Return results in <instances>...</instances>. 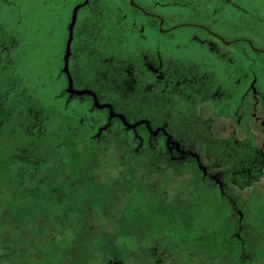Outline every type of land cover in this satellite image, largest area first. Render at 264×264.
Here are the masks:
<instances>
[{"label": "rangeland", "instance_id": "obj_1", "mask_svg": "<svg viewBox=\"0 0 264 264\" xmlns=\"http://www.w3.org/2000/svg\"><path fill=\"white\" fill-rule=\"evenodd\" d=\"M130 4L0 0V264H264L260 196L237 199L260 211L239 261L218 184L232 121L249 120L252 85L264 95V0L133 1L240 50L153 33Z\"/></svg>", "mask_w": 264, "mask_h": 264}, {"label": "flooded vegetation", "instance_id": "obj_2", "mask_svg": "<svg viewBox=\"0 0 264 264\" xmlns=\"http://www.w3.org/2000/svg\"><path fill=\"white\" fill-rule=\"evenodd\" d=\"M130 1L132 3L130 4L132 11H134L135 13H140L145 18L146 28L151 30L153 33H163L167 37H170L173 34L184 29H190L194 31L200 30L202 32L211 33L213 36L215 34L219 41L223 42L227 46H230L231 43L235 45L237 49H241L240 45L242 43H240V41L242 42L244 38H234L226 40L223 36H218V31L224 28H217L214 26L215 28L213 29L211 25L208 26L206 24L189 20L178 21L173 24L164 25L165 19L160 16V13L154 10H146L139 4H133L134 0ZM212 43L216 44L218 42L213 41ZM243 46L244 44L242 45V47ZM213 47L216 46L214 45ZM150 69L154 76H156L157 78L164 77V73L161 70L160 63L151 66ZM251 87V97L253 99V102L249 113L250 121L244 120L243 122H241V119H237L236 116V118L232 121L233 128L231 129V138L226 145L229 149H232L236 152V154L238 155L236 156L237 160L233 161L232 163L227 162L228 164H225V167L222 169L223 176L222 178H220V182L218 183L222 188L225 187L226 189H228L226 194L224 193L225 191H223L222 193L227 199L226 203L231 202L232 206L234 207L233 214L228 220L230 225L227 224L225 228L227 232L224 242H226V246L228 244V247L225 249V251L227 253V251L229 250V252L232 254V257L238 259L239 261H243L242 254L243 250L246 249L245 243L243 242V235L247 229L245 225L246 219L247 217L251 218L256 216V214L260 213V211H256L255 207L254 212L249 216V213L247 215V213L245 212L246 209L243 210L242 208L238 207L237 202L242 195H259L260 203L256 202V205L259 204V207H264V95L260 97V95H258L256 90L254 89V85H252ZM68 88L70 89L69 93L74 92L70 87V82H68ZM260 102L261 107L259 109L258 105ZM239 125H242L241 129L237 128ZM180 151L181 153L190 154L196 157L198 161H200L199 153H194L192 151H189L188 149H181ZM213 173H215V171H213ZM230 193H234L235 195L232 197V195H229ZM234 197H236V199ZM239 204L247 207L245 205L246 203L241 202ZM199 240L200 239H196L197 242ZM198 250L199 247H197V251ZM178 251L181 252V250ZM190 251L195 252V250L193 249L189 250L188 256H194V254ZM109 264L124 263L122 260L114 259L110 261Z\"/></svg>", "mask_w": 264, "mask_h": 264}, {"label": "trees", "instance_id": "obj_3", "mask_svg": "<svg viewBox=\"0 0 264 264\" xmlns=\"http://www.w3.org/2000/svg\"><path fill=\"white\" fill-rule=\"evenodd\" d=\"M35 168V167H34ZM34 168L32 169V171L34 170ZM26 173V172H25ZM33 174V173H32ZM42 178H38V179H36V182L35 183H39V182H41L40 180H41ZM13 182H15V184L17 185V186H26V185H24L23 184V175H21V177H18V181H16V178H15V180L13 181ZM27 187V186H26ZM17 188V187H16ZM32 189H37V190H33V192L32 193H36V194H38L39 192H40V187H38V188H32ZM55 200H57V202H59V200L58 199H55ZM2 255V254H1Z\"/></svg>", "mask_w": 264, "mask_h": 264}, {"label": "water", "instance_id": "obj_4", "mask_svg": "<svg viewBox=\"0 0 264 264\" xmlns=\"http://www.w3.org/2000/svg\"><path fill=\"white\" fill-rule=\"evenodd\" d=\"M69 42H70V37L67 41V44H66V49H65V55H64V64H65V70H67V58H68V55H69ZM70 87H71V84H70Z\"/></svg>", "mask_w": 264, "mask_h": 264}]
</instances>
